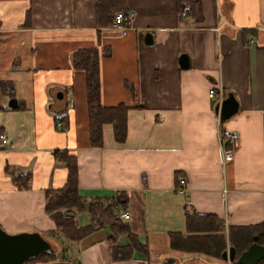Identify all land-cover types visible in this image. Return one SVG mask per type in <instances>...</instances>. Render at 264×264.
<instances>
[{"label":"crops","instance_id":"1","mask_svg":"<svg viewBox=\"0 0 264 264\" xmlns=\"http://www.w3.org/2000/svg\"><path fill=\"white\" fill-rule=\"evenodd\" d=\"M125 1L134 13L126 34L98 27L96 0H0V81H13L19 102L0 108V130L9 139L0 143V226L9 234L58 238L45 203L47 190L67 181V168L53 155L66 149L77 155L81 195L123 203L131 232L150 254L113 262L110 231L102 226L70 244L71 262L162 264L167 257L177 264H231L175 251L169 233L187 234V205L217 215L226 234L230 226L264 221V0ZM185 3L193 5L187 18L179 14ZM83 47L101 52L103 105L129 108L123 143L108 123L103 146L90 143L86 75L72 63ZM184 55L187 68L180 64ZM213 87L239 102L227 121L216 113ZM59 112L69 116L64 130L56 127ZM221 127L240 134L228 163ZM11 172L29 173V186L19 188ZM82 215L79 223L75 214L78 223L88 224V213Z\"/></svg>","mask_w":264,"mask_h":264},{"label":"trees","instance_id":"2","mask_svg":"<svg viewBox=\"0 0 264 264\" xmlns=\"http://www.w3.org/2000/svg\"><path fill=\"white\" fill-rule=\"evenodd\" d=\"M125 2V0H96L98 27L113 25L114 16L119 12L127 11ZM29 14H27V22ZM109 54L110 49L105 48L103 56ZM100 61L101 52L97 47H83L72 53L74 68L85 71L90 143L96 147L103 146V126L107 123L113 126L115 140L119 143L126 140L128 133V106L124 104L105 106L102 103ZM0 94L3 98L15 97L16 88L13 81H0ZM0 108L10 109L3 105H0ZM58 122L63 124L62 128L57 126ZM55 123L57 128L64 130L69 126V116L59 112L55 114ZM53 155L57 162L67 168L65 185L47 190L45 210L56 224L53 236L59 234L71 241L81 240L97 231L104 223L110 231L106 241L113 262L133 259L136 254L147 260L150 259L148 244L142 243L131 232L128 221L115 216L118 207L124 204L109 197L87 200L79 191L77 155L66 149H56ZM11 175L19 188L29 186V173L11 172ZM181 176V172L176 173L178 185ZM72 209L78 214L88 213L90 222L86 225L79 224L75 215L67 213ZM185 210L187 234L169 233L170 246L175 251L222 259L223 253L234 247L235 259L231 264H241L238 260L240 254L255 241V237L259 243H264V221L249 226H230L226 234L223 222L217 215L197 212L189 205ZM123 235H127V243L119 241ZM58 260V251L55 247L51 251H44L38 256L31 257L28 263L46 264ZM257 264H264V259Z\"/></svg>","mask_w":264,"mask_h":264},{"label":"water","instance_id":"3","mask_svg":"<svg viewBox=\"0 0 264 264\" xmlns=\"http://www.w3.org/2000/svg\"><path fill=\"white\" fill-rule=\"evenodd\" d=\"M183 68H187L188 59L184 55L180 59ZM62 98V92L58 93ZM2 96L0 94V101ZM19 106L17 97L10 98L7 107L16 109ZM216 113L220 119L227 121L239 111V102L234 93L229 92L221 105L217 104ZM54 249L53 244L39 232H22L18 234H9L0 226V264H30L28 260L43 253ZM222 258L227 261H234L235 248L231 247L225 251ZM264 259V243H259L257 237L255 241L239 256L241 264H257ZM46 264H75L71 261H54ZM163 264H177L174 259L166 258Z\"/></svg>","mask_w":264,"mask_h":264},{"label":"built area","instance_id":"4","mask_svg":"<svg viewBox=\"0 0 264 264\" xmlns=\"http://www.w3.org/2000/svg\"><path fill=\"white\" fill-rule=\"evenodd\" d=\"M193 11V5L190 3H185L181 6L179 10V14L182 17H189L190 14ZM134 17V13L132 11H122L117 13L114 16V23L113 27L116 29L121 30L122 33H127L129 30V25ZM225 24V23H224ZM253 40H250L249 43H253ZM209 96L211 99L218 100V105L223 102V100L226 98V95L223 91H218L216 88H211L209 91ZM57 126L59 128L63 127V124L61 122H58ZM219 138L222 145V156H223V162L228 163L231 162L235 156L236 151L239 149L240 146V134L237 131L229 130L227 128H220L219 129ZM9 141L8 136L6 133L0 134V143L5 145ZM180 188L179 191L185 195H187V189H186V180L185 178H181L179 181ZM115 216L117 218H120L124 221H129L131 219V213L130 211L125 207H118V209L115 212Z\"/></svg>","mask_w":264,"mask_h":264},{"label":"rangeland","instance_id":"5","mask_svg":"<svg viewBox=\"0 0 264 264\" xmlns=\"http://www.w3.org/2000/svg\"><path fill=\"white\" fill-rule=\"evenodd\" d=\"M57 97H58V95H57ZM67 213L68 214H71V215H75L76 214L77 217H78L79 223H82V219L84 218V216L82 214L78 215V212L75 209H72L70 211H67ZM102 225L104 226V223H102L100 227H102ZM55 236H57L58 238H48L47 237V239L53 244L54 248L56 247V251H58V259H59L58 261H63V260L70 261L73 258V256H74L71 247H73V244H75V243L73 241H71V240L63 237L62 235H59L58 234V235H55ZM123 236H126L127 237V235H123ZM123 236H121V237H123ZM120 238H119V241H120ZM127 242H128V237H127L126 242H121V243H127ZM70 244H72V246ZM166 258L167 257H165V259ZM163 262H162V264H163Z\"/></svg>","mask_w":264,"mask_h":264}]
</instances>
